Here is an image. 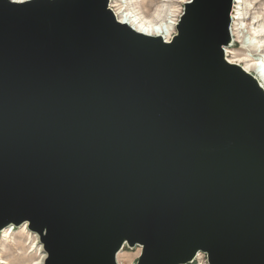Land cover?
Returning a JSON list of instances; mask_svg holds the SVG:
<instances>
[{"label":"water","instance_id":"obj_1","mask_svg":"<svg viewBox=\"0 0 264 264\" xmlns=\"http://www.w3.org/2000/svg\"><path fill=\"white\" fill-rule=\"evenodd\" d=\"M110 0H0V231L42 264H264V89L231 63L233 0L169 41Z\"/></svg>","mask_w":264,"mask_h":264},{"label":"rangeland","instance_id":"obj_2","mask_svg":"<svg viewBox=\"0 0 264 264\" xmlns=\"http://www.w3.org/2000/svg\"><path fill=\"white\" fill-rule=\"evenodd\" d=\"M184 1L187 0H119V2H124L143 14L149 15L155 12L159 13L160 16H170L172 19H176V22L183 11ZM239 1L236 5L244 14V18L236 22L243 32V38L252 39L257 36V39L263 38L264 40V0ZM255 15L258 16L256 21L253 20ZM231 44L229 49L238 54L248 52L253 57H264V43L257 47V50H245L241 48V42L237 40ZM20 226H13L14 229L7 233L10 239L13 238L20 242L16 245L3 241V233H0V264H36L39 260L40 255L36 246L39 243L37 235L30 231L27 233ZM26 230H28L27 226ZM140 250L139 246H124L117 254V264H135ZM189 264H206V261L203 256H200L197 261Z\"/></svg>","mask_w":264,"mask_h":264},{"label":"bare ground","instance_id":"obj_3","mask_svg":"<svg viewBox=\"0 0 264 264\" xmlns=\"http://www.w3.org/2000/svg\"><path fill=\"white\" fill-rule=\"evenodd\" d=\"M239 2H240L239 0H233L234 4L231 12V25H230L231 41L233 42L237 40L241 42V48H244L245 50H250V49L257 50V47L262 46L264 40L263 38L257 39V36L255 37L253 36L254 38L251 37L252 39L243 38V32L240 30V26H238L236 22L237 20H241V19L243 20L244 18L243 16L244 14H242L240 8H238L239 6L237 7L236 5ZM109 6L119 21L132 26L137 31L149 35L162 36L163 39H165L166 41L170 39V37L174 34L176 19H172L170 16H160L159 13H155V12L146 15L139 12L138 10H135L133 7L127 5L124 2H119V0H110ZM256 18H258L257 15L253 16V20L256 21ZM231 46L232 44L225 47V55L227 60L231 63L241 65L243 69L254 75L255 78L260 83L261 87L264 89V57L261 56L253 57L248 52H243L241 54H238L237 52L229 49ZM20 227H23L24 230L27 233H29V231L26 230V224H22ZM13 229L14 227L12 225H9L4 229H2L0 233H3V239H2L3 241H5L6 243L16 245L20 242L13 238L10 239V236H7V233ZM36 246L40 255V258L36 262V264H42L44 253L39 243ZM199 257L200 255H198V259ZM116 260H117V256H116ZM1 262L3 263L4 261L2 260Z\"/></svg>","mask_w":264,"mask_h":264},{"label":"built area","instance_id":"obj_4","mask_svg":"<svg viewBox=\"0 0 264 264\" xmlns=\"http://www.w3.org/2000/svg\"><path fill=\"white\" fill-rule=\"evenodd\" d=\"M170 38H171V37H170ZM169 40H170V39H168L167 41H169ZM198 255L203 256V257L205 258L206 264H208V263H207V259H206V255H205L204 253H202V252H198V253L196 254L195 258L193 259V261H192L191 263H193V262H195V261L198 260ZM199 258H200V257H199Z\"/></svg>","mask_w":264,"mask_h":264}]
</instances>
